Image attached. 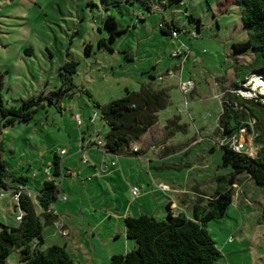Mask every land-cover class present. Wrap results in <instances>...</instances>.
I'll list each match as a JSON object with an SVG mask.
<instances>
[{
    "label": "rangeland",
    "instance_id": "1",
    "mask_svg": "<svg viewBox=\"0 0 264 264\" xmlns=\"http://www.w3.org/2000/svg\"><path fill=\"white\" fill-rule=\"evenodd\" d=\"M147 1L154 7L152 12L142 0H0L4 103L19 106L32 97H45L44 107L28 123L5 127L0 118L2 158L10 173L29 178L36 203L35 192L48 178L45 169L54 151L65 148L78 153L67 163L79 165L83 160L85 172L74 182L66 178L64 192L59 190L52 207L69 213L73 228L83 231L87 242L95 238L101 255L100 242L107 241L106 247L115 254L136 246L124 232L119 214L135 216L143 211L159 220L166 217L167 195L176 197V193L161 188V183L188 194L181 196L186 206L180 203L173 212L192 216L198 193L212 196L218 177L232 171L222 165L219 116L224 96L227 99L231 88L241 84L245 71L239 66L253 58L251 50L233 48L234 43L249 38L236 0H183L164 9L154 0L153 5ZM108 15L124 29L114 39L105 25ZM163 18L175 23L172 34L161 31ZM87 43L92 45L90 53L85 51ZM69 61L77 62L71 75L74 87L59 98L54 92L61 87L60 67ZM189 81L193 85L185 93L181 84ZM144 83L166 88L170 102L145 139L132 144L141 150L140 155H105L97 146L81 152L84 136L95 139L98 134L104 140L109 130L97 104L105 105ZM244 89V95L257 100L264 93L254 82L248 81ZM221 92H225L222 100L216 97ZM176 118L178 126L166 128ZM247 133H251L248 128ZM85 159L115 161L118 171L103 175L98 168L93 174ZM133 184L144 188L138 197L131 193ZM145 190L149 195L143 198ZM16 203L10 191L0 197V223L18 225ZM203 203L207 205L208 199ZM114 229L119 234L109 240ZM207 230L221 251L215 264H264V187L248 174L239 175L233 203L223 218L207 223ZM43 238L42 249L66 246L71 240L55 223L44 226ZM89 248L70 250L75 264H91ZM20 256L15 249L6 264H20ZM111 257L105 262L104 255L97 258L98 264H109Z\"/></svg>",
    "mask_w": 264,
    "mask_h": 264
},
{
    "label": "trees",
    "instance_id": "2",
    "mask_svg": "<svg viewBox=\"0 0 264 264\" xmlns=\"http://www.w3.org/2000/svg\"><path fill=\"white\" fill-rule=\"evenodd\" d=\"M128 1V0H126ZM150 12L154 9L147 0H142ZM152 2L153 1H149ZM157 7L173 5L183 0H154ZM241 8L242 21L249 38L233 44L236 52L251 50L253 58L250 62L240 65L245 71L241 83L246 82L255 74H264V0H236ZM118 3V1H117ZM105 25L111 29L112 38L124 29L118 27L114 16L108 15ZM175 23L166 18L160 23V29L166 34H172ZM104 41H100V44ZM111 50L113 47L109 46ZM92 45L87 43L85 51L90 53ZM126 57H130L125 54ZM179 55L175 56L178 57ZM76 61H69L60 67L61 87L54 94L61 98L74 87L72 73L76 70ZM237 77V74H235ZM258 78V76H256ZM4 75L0 71V118L5 127L15 123L30 122L35 112L44 107L45 97H32L24 100L19 106H7L4 103L2 91ZM237 83L232 89H239ZM264 97V96H262ZM227 98L237 102L241 108L233 107L224 100L223 112L219 116L218 131L223 129L222 136H232L239 132L240 127L249 126V119L256 120L258 135L255 145L257 154L252 158L238 153L229 146H221L222 165L231 167L226 176L218 177V188L202 205L203 197L198 196L192 207V216L183 212L174 214L171 204L167 203V215L157 219L150 214L126 216V235L136 241V246L126 253L112 255L109 264H215L221 251L207 230V223L213 219L223 218L229 206L233 203L237 178L241 174L249 177L259 186L264 187V101L247 99L238 94L228 93ZM264 99V98H263ZM170 102L166 88H154L152 83H144L138 90L127 89L125 95L113 99L101 108V118L109 130L104 137L105 152L113 155H140L131 152L132 144L139 141L159 120V112ZM177 120H170V126L177 127ZM169 130V129H168ZM167 134V131H166ZM3 146L0 143V189L12 190L10 181L24 185L29 178L10 173L7 162L2 158ZM55 161L54 175H60L61 162ZM58 178L51 177L43 182L42 189L33 197L22 192L18 196L16 206L23 212L18 225L0 223V264H6L8 256L15 250L21 252L20 264H75L65 246L51 245L42 249L44 244L43 229L58 220L52 204L57 199ZM39 207V210L37 207Z\"/></svg>",
    "mask_w": 264,
    "mask_h": 264
},
{
    "label": "crops",
    "instance_id": "3",
    "mask_svg": "<svg viewBox=\"0 0 264 264\" xmlns=\"http://www.w3.org/2000/svg\"><path fill=\"white\" fill-rule=\"evenodd\" d=\"M235 76V78H237L236 77V75H234ZM153 128V127H152ZM151 128V129H152ZM150 129V130H151ZM150 130L148 131V132H150ZM147 132V133H148ZM90 136V135H89ZM145 136H146V134H145ZM145 136H143L139 141H142L143 139H145L144 137ZM92 139L89 137V138H86V136H84L83 137V144H82V149H81V152L82 151H85V150H87L88 148H90V147H96V145L94 144V143H92V141H91ZM84 145H87V147H84ZM94 145V146H93ZM61 149H64V150H66V153L64 154V155H61V154H59L57 151H54V158H53V161L51 162V163H49V165L48 166H51V173H52V177L54 176V177H56V178H58V179H60V180H62L61 182H60V185L58 184V186H59V189L60 190H62L63 192H64V189H63V185H64V183L66 182V178L67 179H70L71 180V182H74V181H76V180H78L79 178H80V176H81V174L82 173H84L85 171L83 170V166H82V164L84 163L83 162V160H81V162L79 161V165H78V162H76V163H67L68 162V159H70V158H72L73 156H75V155H77L78 153H76V152H72V153H68V151H67V149H65V148H61ZM141 151V150H140ZM58 153V154H57ZM80 153V152H79ZM104 153H105V155L107 154V152H105L104 151ZM74 154V155H73ZM109 154V153H108ZM58 158V160L61 162V167H60V171H59V174L60 175H54V173H55V159H57ZM102 162V161H101ZM91 163L88 159H85V163H87V164H89V166H91V167H93V168H90V169H92V171H95V173H93V174H96V173H98L97 172V169L98 168H100V172L104 175V174H107L108 172H106V173H103L102 171H101V169H102V167H103V164L105 165L106 163L105 162H102V163ZM82 163V164H81ZM47 166V167H48ZM52 166H54V170H52ZM117 166V164L115 165V166H113V167H111V169L110 170H113V171H118V169L117 168H115ZM86 174V173H85ZM88 174V173H87ZM86 174V175H87ZM34 176H35V174H34ZM28 178V177H27ZM48 179V178H47ZM57 179V180H58ZM90 179H91V177H90ZM89 178H88V180H90ZM160 183L161 182H163V181H159ZM158 182V183H159ZM157 183V184H158ZM163 184H166L169 188H168V190H173V191H175V193H176V197H173L172 196V194H170V195H167V196H169V198H168V203H170L171 204V210L173 211V209H175V208H179L180 207V203L181 204H183V206H186V201H184L183 199H181V196H187L188 194L187 193H185V192H181V191H179L178 192V189L177 188H175V187H173V186H171V185H169L168 183H165V182H163ZM236 184V183H235ZM18 184H14V185H12V187H16ZM25 186L26 187H28V183L26 182V184H25ZM132 186H138L139 188H140V190H143L144 188L142 187V186H140V185H132ZM131 186V187H132ZM157 188H160L159 186L157 187L156 186V188H154V189H157ZM167 190V191H168ZM149 191L148 190H145L144 191V193L142 192V194H144V196H143V198H145V197H147L149 194ZM202 195H204L203 197L204 198H207L208 200L210 199V195H208V194H206V193H198V196H201L202 197ZM198 196H196V198L198 197ZM138 197V196H137ZM196 198H195V200H194V202H193V205L195 204V202H196ZM16 200V199H15ZM17 202V201H16ZM157 202V201H156ZM157 205H158V202L156 203V207H157ZM202 205H204V206H206L203 202H202ZM193 207V206H192ZM53 208V207H52ZM53 210H54V212L58 215V220L63 224V226H64V229H66V231H67V234L65 235V236H67L69 239H71L70 241H69V243L65 246L66 247V249H67V251L68 252H70V250L73 248V249H76L77 247H78V249H86V248H89V245H92V246H94V248L93 249H90L89 248V250H88V252H87V258H88V260H90V262H91V264H98L99 263V261L97 260V258H103V255L105 256V259L103 258L102 260H103V262H105L106 261V259L107 260H109V258H110V256H112L113 254H115V253H112V251H110L106 246H107V241H104L103 243L102 242H100V246H101V249H102V255L100 254V253H98V250H97V248H96V242H95V238H89V242H87L88 240H85V238H84V233H83V231H81V230H78V232H76V230L73 228V226H72V221H70V216H69V213H66V212H64V213H62L59 209H56V208H53ZM157 210H158V207H157ZM146 214L145 212H143V211H141V214ZM117 214H119V213H117ZM116 214V215H117ZM148 214V213H147ZM126 215V213H122V214H119V218L118 219H122L124 222V225L122 226L123 227V230H124V232L126 233V227H125V216ZM140 215V214H139ZM127 216H131V215H128L127 214ZM135 216H138V215H135ZM188 216H191V215H188ZM116 226V225H115ZM87 232V231H86ZM94 232V231H93ZM87 234L88 235H90V233H89V231L87 232ZM118 234H119V232L116 230V229H114L113 230V232L108 236V238H109V240H111L112 238H115L116 236H118ZM98 235H99V237L100 238H102V236H101V233H98ZM103 239V238H102ZM85 243V244H84ZM84 244V245H83ZM91 251H92V254H91ZM70 254V253H69ZM71 255V254H70Z\"/></svg>",
    "mask_w": 264,
    "mask_h": 264
},
{
    "label": "built area",
    "instance_id": "4",
    "mask_svg": "<svg viewBox=\"0 0 264 264\" xmlns=\"http://www.w3.org/2000/svg\"><path fill=\"white\" fill-rule=\"evenodd\" d=\"M177 55H179V53L175 52L174 56H177ZM248 81L250 83L254 82V85H257V87L260 86V89L264 90V83L257 82L252 76L246 82L241 83L239 89H232L231 88V90H232L231 93L233 92V94H238L239 96H241L243 98L254 99L255 97L253 98V95H250V96L244 95V91H245L244 86L246 85V83ZM192 85H193V81H189L187 83H182L181 87L183 88L184 92L187 93L189 88ZM226 91H227V89H226ZM224 95H225V92H221L216 97H218L220 100H222ZM259 95H261L260 99L264 101V99H263L264 97H262V96H264V93L258 94L257 96L259 97ZM224 100L229 104H234L233 107H235V108H241V106H239L237 102H235V101L231 102L228 98L226 99L225 96H224ZM224 100H223V102H224ZM247 123L249 124V126L245 125V126L240 127L238 133H236L232 136H228V135L222 136L221 140H220V146H229L235 152L243 153V154H246V155L253 158L257 154V149H258V146L255 145V142H254L255 137L258 135V131H257L255 119H249ZM247 128H248V130L251 131L250 134L247 133ZM221 134H225L223 129L221 130ZM91 141L95 142L94 144L98 148H102L104 150V148H103L104 140L101 139L98 134L96 135V138L92 139ZM139 151H140V149L137 146H135V145L132 146L131 152L133 154H136ZM57 152L61 155H64L66 153V150L59 149V150H57ZM115 165H116V162L112 161L111 164L103 165L101 171L103 173H106V172L110 171L111 167H113ZM45 170H46V174H47L48 178H51L52 177L51 166L46 167ZM235 185L236 184H234V187H235ZM160 187L165 189V190H168V188H169L166 184H163V183L160 184ZM6 191H9V190L0 189V197H3L5 195ZM10 192L12 193V195L14 196V199H16V201L18 200L19 194L22 192L26 193L30 197L33 196V192L31 189H29L28 187H26L24 185H20V184L17 185V188L10 190ZM131 193L134 197L139 196L140 188L138 186H132L131 187ZM37 194H38V192H35V196ZM22 214H23V212L20 210V213H18L16 215V219L18 221L21 220ZM55 224L57 225L58 229L63 233V235L67 234L66 229H64V226L60 221L55 222Z\"/></svg>",
    "mask_w": 264,
    "mask_h": 264
},
{
    "label": "bare ground",
    "instance_id": "5",
    "mask_svg": "<svg viewBox=\"0 0 264 264\" xmlns=\"http://www.w3.org/2000/svg\"><path fill=\"white\" fill-rule=\"evenodd\" d=\"M256 76H258V78ZM253 78L260 83H264V74L257 73L253 76Z\"/></svg>",
    "mask_w": 264,
    "mask_h": 264
},
{
    "label": "water",
    "instance_id": "6",
    "mask_svg": "<svg viewBox=\"0 0 264 264\" xmlns=\"http://www.w3.org/2000/svg\"><path fill=\"white\" fill-rule=\"evenodd\" d=\"M225 104H223V106H224Z\"/></svg>",
    "mask_w": 264,
    "mask_h": 264
}]
</instances>
